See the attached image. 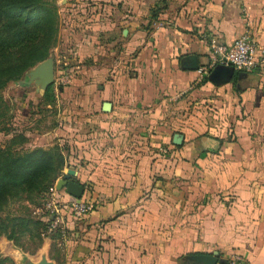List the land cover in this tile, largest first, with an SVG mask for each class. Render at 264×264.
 <instances>
[{"label":"crops","instance_id":"crops-1","mask_svg":"<svg viewBox=\"0 0 264 264\" xmlns=\"http://www.w3.org/2000/svg\"><path fill=\"white\" fill-rule=\"evenodd\" d=\"M70 3L95 12L66 33L68 79L54 89L66 170L92 206L45 234L34 260L264 264V65L209 78L211 37L251 29L264 47V0Z\"/></svg>","mask_w":264,"mask_h":264},{"label":"rangeland","instance_id":"rangeland-1","mask_svg":"<svg viewBox=\"0 0 264 264\" xmlns=\"http://www.w3.org/2000/svg\"><path fill=\"white\" fill-rule=\"evenodd\" d=\"M53 1L59 11L58 29L47 56L0 86V147L13 155L34 148L45 150L43 163L38 170L24 179L7 178L0 189L2 264L36 262L34 258L39 256L36 253L44 247L45 232L41 218L34 210L45 193L56 187L57 180L66 173L71 153L69 137L65 134V118L61 117L67 105L60 97L59 89L55 91L54 85L57 84L56 71L65 69L67 64L65 55H62L66 47L65 31L77 21L67 16L75 15L78 7L70 3L72 0ZM153 25L156 27L160 23L154 22ZM47 57L54 60V80L42 86L39 76L31 78V71ZM54 98L55 101H52ZM50 101L53 104H49Z\"/></svg>","mask_w":264,"mask_h":264},{"label":"trees","instance_id":"trees-1","mask_svg":"<svg viewBox=\"0 0 264 264\" xmlns=\"http://www.w3.org/2000/svg\"><path fill=\"white\" fill-rule=\"evenodd\" d=\"M89 9L67 16L68 19L74 18L77 21L65 31V48L70 45L66 33L69 36V32L74 31L73 28L81 26L84 20L95 12L94 8ZM58 19V7L53 0H0V86L21 74L35 61L47 56L51 45L56 40ZM63 71L65 69H62ZM44 157L45 150L42 148H34L26 153L13 155L0 147V189L6 184L7 178L24 179L38 170ZM74 180L78 181L75 178ZM81 184L84 186L81 197L65 193L69 199L90 202V197L87 195L90 184ZM40 220L44 228L45 222L43 219ZM0 264H2L1 259Z\"/></svg>","mask_w":264,"mask_h":264},{"label":"built area","instance_id":"built-area-1","mask_svg":"<svg viewBox=\"0 0 264 264\" xmlns=\"http://www.w3.org/2000/svg\"><path fill=\"white\" fill-rule=\"evenodd\" d=\"M85 10V9H84ZM210 51L212 62L216 64L231 65L236 69L252 71L264 65V47L254 37L251 29H246L231 42L210 38ZM68 74L64 71L57 76L60 84L67 82ZM56 187L48 190L40 205L34 212L45 222V234H53L63 230L67 215L74 218L84 216L91 208V203L82 199H66ZM228 264H245L240 256H232Z\"/></svg>","mask_w":264,"mask_h":264},{"label":"water","instance_id":"water-1","mask_svg":"<svg viewBox=\"0 0 264 264\" xmlns=\"http://www.w3.org/2000/svg\"><path fill=\"white\" fill-rule=\"evenodd\" d=\"M194 58V57H193ZM233 66L217 64L211 71L209 78L218 81L228 79L232 73ZM39 76L38 80L40 85L45 86L49 82L54 80V60L51 57H47L31 71V78L34 76ZM76 173L74 169H67L65 175L57 180L56 188L64 189L67 193L75 196L81 197L84 191V186L78 181L72 179L70 176H73ZM206 264H214L215 259L211 260V257L202 258ZM33 264H55L52 260L47 259L44 255Z\"/></svg>","mask_w":264,"mask_h":264}]
</instances>
